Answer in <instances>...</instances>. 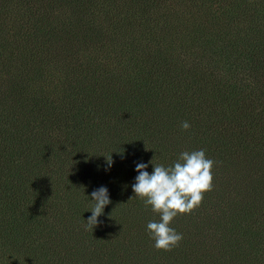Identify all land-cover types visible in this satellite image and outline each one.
I'll list each match as a JSON object with an SVG mask.
<instances>
[{
  "label": "trees",
  "instance_id": "trees-1",
  "mask_svg": "<svg viewBox=\"0 0 264 264\" xmlns=\"http://www.w3.org/2000/svg\"><path fill=\"white\" fill-rule=\"evenodd\" d=\"M200 149L157 251L136 163ZM0 264H264V0H0Z\"/></svg>",
  "mask_w": 264,
  "mask_h": 264
},
{
  "label": "clouds",
  "instance_id": "clouds-1",
  "mask_svg": "<svg viewBox=\"0 0 264 264\" xmlns=\"http://www.w3.org/2000/svg\"><path fill=\"white\" fill-rule=\"evenodd\" d=\"M183 130H188L190 124L182 122ZM149 174L148 164L136 163L135 183L132 184L134 195L129 199L138 198L144 202L145 208L159 216V220L149 221L147 232L154 241L157 251H172L183 240V234L170 227L171 222L178 215L191 214L200 206L204 194L213 189L212 169L215 161L206 157L205 150L184 151L178 159L168 167L154 165ZM108 168L112 166V159L106 157ZM106 171L108 169H105ZM93 207L89 210L92 215L86 221V229L97 226L98 217L103 214L105 206L111 203L108 189L104 186L91 193Z\"/></svg>",
  "mask_w": 264,
  "mask_h": 264
}]
</instances>
